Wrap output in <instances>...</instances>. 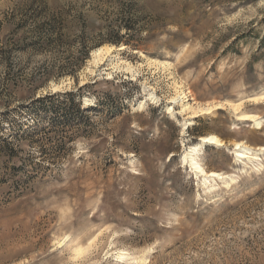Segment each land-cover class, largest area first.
I'll use <instances>...</instances> for the list:
<instances>
[{
    "label": "rangeland",
    "instance_id": "1",
    "mask_svg": "<svg viewBox=\"0 0 264 264\" xmlns=\"http://www.w3.org/2000/svg\"><path fill=\"white\" fill-rule=\"evenodd\" d=\"M237 142L264 149V0H0V264H264Z\"/></svg>",
    "mask_w": 264,
    "mask_h": 264
},
{
    "label": "bare ground",
    "instance_id": "2",
    "mask_svg": "<svg viewBox=\"0 0 264 264\" xmlns=\"http://www.w3.org/2000/svg\"><path fill=\"white\" fill-rule=\"evenodd\" d=\"M110 49L111 48H107V49L100 48V49L96 50L92 54L93 55L92 61L94 63H97L104 56L103 52L107 53V52H109ZM131 70L132 69H130V71ZM179 87H180V85L179 84L177 85V83H175L174 88H175V93L177 96H176V98H174V100L179 99V101L181 102L182 112L189 113L191 115L190 118H194V117L202 115V114H207L215 108V105H212V106L204 105L203 106V105H199V104L195 103L193 99H189V96H187V94L189 92L187 93V92L181 91L179 89ZM147 100H154L153 94H149V97ZM143 105L144 104L141 103V105H139L138 109L142 108ZM235 107L237 108V106H233V108H235ZM236 108H235V110H236ZM241 117H243L242 119H244V120H250L252 118L250 115H246V114L241 115ZM260 121H258V120L252 121L253 125L255 126L256 129L261 128V122ZM190 125H192L191 122H188V123L185 122L183 124V129H186L185 126H190ZM198 141H199V144L196 145V147L191 148L186 153H184V155L182 157L183 163L188 164L191 171L194 173V176L201 177L204 182L213 181V180H222L223 179L222 174L212 172V171L206 172L205 169L201 166V164L196 160V157H195L196 153L199 151L198 149L204 148L206 145L222 146L220 139H218L216 136L208 135V136H204V137L199 138ZM263 150L264 149H260L259 151H255L253 148L248 147V146H244L242 143L237 142V143H234L233 154L235 155L237 160H248V161L256 160V161H258L259 160L258 157L260 155L259 153L261 151L263 152ZM118 257H119V259H127L128 255L125 253H120ZM131 260H134V259H131Z\"/></svg>",
    "mask_w": 264,
    "mask_h": 264
},
{
    "label": "trees",
    "instance_id": "3",
    "mask_svg": "<svg viewBox=\"0 0 264 264\" xmlns=\"http://www.w3.org/2000/svg\"><path fill=\"white\" fill-rule=\"evenodd\" d=\"M41 102H42V98L37 99V100L35 101V104H36V103H41Z\"/></svg>",
    "mask_w": 264,
    "mask_h": 264
}]
</instances>
